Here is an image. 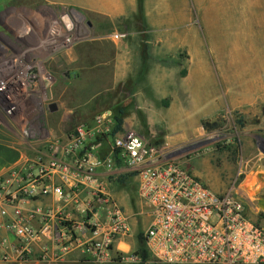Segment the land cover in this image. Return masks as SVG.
I'll use <instances>...</instances> for the list:
<instances>
[{
    "label": "rangeland",
    "instance_id": "obj_1",
    "mask_svg": "<svg viewBox=\"0 0 264 264\" xmlns=\"http://www.w3.org/2000/svg\"><path fill=\"white\" fill-rule=\"evenodd\" d=\"M35 9L50 16L41 18L47 25L64 15L81 37L75 44L84 40L87 26L75 11L36 0H0V22L16 32L9 35L0 25V81L24 73L19 66L10 70L11 61L19 59L22 17L35 15ZM135 26L145 29L139 18ZM143 49L140 74L113 90L82 87L80 72L75 74L74 114L66 126L72 131L97 114L123 109L124 132L180 160L216 194L233 193L264 228V211L257 206L264 195V0H166V50ZM63 72L71 74L68 68ZM26 81L22 90L35 85ZM41 81L48 84L45 76ZM24 97L13 105L15 113ZM8 107L0 100V114ZM139 235L130 251H115L107 264H161L150 255L144 263L127 259L139 256Z\"/></svg>",
    "mask_w": 264,
    "mask_h": 264
},
{
    "label": "crops",
    "instance_id": "obj_2",
    "mask_svg": "<svg viewBox=\"0 0 264 264\" xmlns=\"http://www.w3.org/2000/svg\"><path fill=\"white\" fill-rule=\"evenodd\" d=\"M36 2L57 10L69 9L77 12L84 19L87 30L83 41L70 49L50 55L39 44V41L45 38L49 27L48 22H43L41 18L49 19L50 16L35 9L33 11L35 15L22 17L24 26L19 34L22 46L19 50V59L14 58L11 61L10 70L19 66L24 73L34 72L36 79L32 88H23L22 96L25 97L16 113L0 114V179L6 177L10 171L18 169L22 172L25 187L32 186L33 182L42 186H61L68 201H58L49 194H38L26 200L15 193V185L3 190L0 185V194L9 200L7 214L0 219V243L5 242L4 252L7 255V259L0 260V264H91L89 256L85 253V241H76L75 237L65 236L62 226L64 222L61 221L64 217L72 222L83 221L85 202L91 197L87 192L95 188V183L86 184L84 191L77 195L72 180H65L62 174L56 172H52L48 177H42L39 168L52 157L53 145L57 144L63 148L68 145L71 131L66 124L70 115L74 114L77 85L74 80L75 74L80 72L82 79L79 85L82 87L92 86L110 91L140 74L141 52L144 45L145 47L155 45L166 50V0H142L141 10L138 0H36ZM136 18L145 26L144 30H139L135 26ZM0 25L9 35H16V32L4 23L0 22ZM116 33L124 34L125 37L113 40L111 36ZM8 51L10 54L16 53L11 46H8ZM64 68L71 71V76L63 72ZM103 70H108V75H104ZM50 74L51 77H48ZM44 76L48 81L45 85L41 81ZM33 123H38V127L33 129ZM125 123L126 119L124 125ZM107 151V142H103L94 150L101 158L107 155ZM57 156L73 168L70 160L62 152H58ZM96 173V181L104 185L110 198L128 216L130 234L125 240L117 242L112 251L126 253L136 245L137 236L140 233L144 234L149 226L151 220L149 209L137 196V179L128 173L124 166L117 165L110 171L102 167L97 169ZM76 196L78 197L75 200ZM34 208L50 210L54 214L51 224L64 237L60 243L47 237L33 241L26 260L19 261L17 258L21 248H18V240L14 232L7 230L5 226L19 216L21 222L31 224L39 230L42 221L37 215H31ZM16 210L19 211V215H16ZM101 212L98 211L97 218L104 221ZM62 246H66L67 250L61 252ZM122 246L126 249H122Z\"/></svg>",
    "mask_w": 264,
    "mask_h": 264
},
{
    "label": "built area",
    "instance_id": "obj_3",
    "mask_svg": "<svg viewBox=\"0 0 264 264\" xmlns=\"http://www.w3.org/2000/svg\"><path fill=\"white\" fill-rule=\"evenodd\" d=\"M111 37L120 40L125 35L116 33ZM80 39L74 32L73 21L62 16L49 22L40 46L47 54L53 55L72 48ZM35 79V74L27 71L21 75H9L0 81V100L8 104V114L15 113L13 105L23 97L25 81L33 83ZM1 85L8 86V89L2 90ZM113 130L112 115L97 114L90 124L77 126L70 132L67 146L53 145L52 157L39 168L42 177L56 172L62 174L65 180H72L77 195L84 191L86 184L95 183V188L87 192L91 197L85 202L83 221L72 222L65 217L61 221L64 222L65 236L85 241V253L92 264H107L114 245L130 234L128 216L110 198L104 185L96 181L97 169L103 167L110 171L117 165L124 166L137 179V196L148 207L151 218L143 234L145 245L149 255L157 262L264 264V228L249 217L241 200L231 192L216 194L180 160L165 157L157 147L147 145L140 136L124 131L112 135ZM99 138H107L108 143L107 155L102 158L94 152L101 146ZM58 152L70 160L73 168L58 158ZM0 185L1 190L15 185V193L26 200L38 194H49L58 201H68L61 186H42L33 182L32 186L25 187L22 172L18 169L0 179ZM8 202L0 194V219L7 214ZM99 210L104 215V221L97 218ZM16 215H19L18 210ZM31 215L41 218L42 227L39 230L21 222L19 216L5 226L14 232L18 240V248H21L19 261L26 260L33 241L47 237L60 243L64 237L51 224L54 214L50 210L34 208ZM0 249V260L5 261V242L0 243ZM60 250L64 252L67 247L62 246ZM127 259L132 262L141 260L137 255Z\"/></svg>",
    "mask_w": 264,
    "mask_h": 264
},
{
    "label": "trees",
    "instance_id": "obj_4",
    "mask_svg": "<svg viewBox=\"0 0 264 264\" xmlns=\"http://www.w3.org/2000/svg\"><path fill=\"white\" fill-rule=\"evenodd\" d=\"M141 1L142 0H138V4H139L140 10H141ZM145 58H146L145 57V50L143 49L142 50V61H144ZM111 115H112V118L114 120V130H113L112 135H115V133L123 131L125 113H124V110L120 108V109H118L116 111V113L111 114ZM106 139L105 138H99L98 141H100L101 144H103V142L104 143L107 142ZM139 240H143L144 241V244L142 245V243H139V247H138V255H139L142 263H144L147 260V257L149 256V253H148V251L146 249L145 239H144L143 233H140Z\"/></svg>",
    "mask_w": 264,
    "mask_h": 264
},
{
    "label": "water",
    "instance_id": "obj_5",
    "mask_svg": "<svg viewBox=\"0 0 264 264\" xmlns=\"http://www.w3.org/2000/svg\"><path fill=\"white\" fill-rule=\"evenodd\" d=\"M55 109V106H52ZM257 206L264 211V195L259 196L258 201H257Z\"/></svg>",
    "mask_w": 264,
    "mask_h": 264
},
{
    "label": "bare ground",
    "instance_id": "obj_6",
    "mask_svg": "<svg viewBox=\"0 0 264 264\" xmlns=\"http://www.w3.org/2000/svg\"><path fill=\"white\" fill-rule=\"evenodd\" d=\"M12 85V84H11ZM14 86V85H13ZM2 90L8 89V86L5 88L4 85H1Z\"/></svg>",
    "mask_w": 264,
    "mask_h": 264
}]
</instances>
